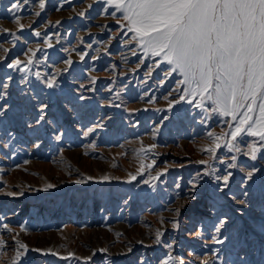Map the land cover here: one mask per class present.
<instances>
[{
	"label": "rangeland",
	"instance_id": "rangeland-1",
	"mask_svg": "<svg viewBox=\"0 0 264 264\" xmlns=\"http://www.w3.org/2000/svg\"><path fill=\"white\" fill-rule=\"evenodd\" d=\"M10 3L0 0V56L7 57L0 63V82L7 75L13 77L7 97L0 100V105H7L0 117V236L7 244L0 264H9L15 255L13 237L30 249L21 264H138L141 257L147 264H160L169 251L184 264H203L204 260L232 264L237 255H246L250 264H264V233L258 228L264 223V195L252 182H244L252 165L261 169L257 180L264 176V150L256 161L227 149L219 150L216 159L202 152L209 144L207 133L219 135L226 130L222 119L230 118L213 114L202 123L204 114L183 102L169 111L164 97L181 77L173 73L161 85L166 64L150 78L146 76L153 60L144 58L141 63L139 49L132 55L135 45L127 43L131 33L125 36L117 23L119 13L113 17L110 9L104 14L105 5L93 0H45L43 10L38 0H30L17 13L25 25L21 33L7 12ZM81 11L84 17L78 15ZM5 29L21 39L13 41ZM33 30L40 31L41 37L34 36ZM45 36L53 47L44 43ZM28 49H40L36 53L40 63L33 66V73L56 74V69L66 67L64 60L74 61L68 72L57 74L59 87L48 89L34 75L23 81L22 73L6 69L12 59L26 60ZM85 52L81 61L78 53ZM92 76L97 77L95 85ZM144 93L155 96V102L149 104L148 96L141 99ZM80 95L87 99L80 100ZM177 98L176 93L168 97ZM110 101L120 107L109 106ZM41 104L48 108L44 121L36 125ZM100 123L103 127L97 126ZM89 128L93 131L88 132ZM60 133L61 139L56 140ZM152 144L157 147L145 156L141 148ZM233 154L238 156L237 168L226 169L220 161L230 160ZM153 160V168L137 175L142 162L147 165ZM201 160L211 168L198 163ZM165 168L164 175L152 179ZM212 169L213 175H203ZM226 170L233 175L229 187L220 192L215 176H223ZM198 172L202 178L196 199L188 201V182ZM129 174L136 175V180L128 183ZM89 176L93 179L75 183ZM103 176L110 179L101 182ZM49 183L56 187L45 191ZM9 191L18 195L8 196ZM243 199L247 206L238 203ZM225 216L222 234L228 240L215 244L214 226L218 217ZM174 220L179 223L177 229L172 227ZM157 230L163 232L164 244H172L170 250L154 243ZM214 250L220 260H214ZM69 252L74 257L61 258Z\"/></svg>",
	"mask_w": 264,
	"mask_h": 264
},
{
	"label": "snow or ice",
	"instance_id": "snow-or-ice-1",
	"mask_svg": "<svg viewBox=\"0 0 264 264\" xmlns=\"http://www.w3.org/2000/svg\"><path fill=\"white\" fill-rule=\"evenodd\" d=\"M29 2L30 0H11L10 6L7 8V12L18 25V31L21 33L24 31L25 25L20 23L21 18L17 13ZM93 3L105 5L104 14H108L110 9H112L113 17H116L117 13L120 14L117 23L125 36L131 33L127 43L135 45L132 55H137L136 49H139L143 53L141 63L144 58L153 60V64L149 66V71L146 73L148 78L161 64L168 66L163 73L164 80L159 81L161 85L173 73L181 77L176 81L177 87L164 97L165 100H168L169 111L175 105L183 102L204 114L202 123L210 120L213 114L220 118H230L222 119L226 130L219 135L211 131L207 133L209 144L201 148L202 152L208 153L211 159H216L219 150L227 149V152L240 153L251 161L258 159L264 150V0H93ZM38 5L39 9L43 10L45 0H38ZM92 6V4L87 5L89 9ZM35 15L39 16L40 12L37 11ZM78 15L84 17L85 11L79 12ZM4 31L9 33L13 41L21 39V36L16 32H10L7 29ZM32 34L36 37L42 35L40 31L35 30ZM44 43L49 48L53 47L47 36L44 37ZM39 50L28 49L25 53L26 60L12 59L11 62L5 64L6 69L22 73L21 80L23 81H27L30 75H34L36 80H42L48 89L59 87L57 74L68 72L74 61L71 58L64 60L66 67L63 70L56 69V74L45 73L42 75L40 71L33 73V66L40 63L36 59V53ZM3 51L7 53L9 49H3ZM78 55L83 61L87 53H78ZM6 59V56H0V63ZM45 59H47L46 56ZM12 79L11 75H7L5 80L0 82V100L7 97V90ZM90 79L91 83L95 85L97 77L92 76ZM146 82L147 80H145ZM108 91L111 92L112 88L109 87ZM174 93L178 94V98L169 100L168 97ZM144 96H148L149 104L156 100L155 96L148 93H144L141 99H144ZM79 99L85 100L87 97L80 95ZM109 106L120 107L119 104L114 105L111 101ZM47 108L48 104L40 105V115L35 121L36 125L44 121V110ZM6 111L7 105H0V117H3ZM157 111H162V109H157ZM97 126L103 127V124L100 123ZM91 131L93 129L89 128L88 132ZM88 132L84 134L87 135ZM8 135L12 136V133L9 132ZM62 135L63 133L56 135L55 139L60 140ZM245 137L253 139L248 142L245 141ZM241 143L246 144V147L242 148ZM156 147L157 145L152 144L147 148L142 147L140 151L146 156ZM237 159L238 156L233 154L230 156V160H221L220 162L226 164V169H234L237 168ZM198 163L211 168L206 160L198 161ZM154 164L155 160L147 165L142 162L137 175L153 168ZM166 172L167 168L157 172L152 179L158 180ZM214 172L215 169L205 170L203 175H213ZM258 172H261V169L252 165L250 170L245 172L244 182L246 184L252 182V186L258 187L261 195H264V176L257 180ZM232 175L231 171L226 170L223 176H215L220 192H224L229 187ZM201 178V174L198 172L189 180L186 193L188 201L196 199V190L200 186ZM92 179L89 176L85 180H76L75 183H86ZM109 179L108 176L100 178L101 182ZM134 180H136V175L129 174L128 183ZM144 183L147 184L149 181L145 180ZM150 186L154 188V185ZM55 187L56 185L49 183L44 190L47 191ZM177 188H179V184H177ZM6 194L8 196L18 195L11 191ZM22 194L19 193V195ZM243 195L247 198L249 193L245 191ZM238 203L247 206L248 201L243 199ZM175 211L179 215L180 209L177 208ZM226 222V216L217 218L212 236L215 244L224 245L228 240V237L222 234ZM2 227L10 231L7 224H3ZM172 227L177 229L178 221L174 220ZM258 228L261 233H264V223H260ZM21 231H26L24 226H21ZM196 235H201V232L197 231ZM162 236L163 232L157 230L154 243L164 244ZM13 240L15 255L9 264H21L22 258L27 255L30 249L27 244L15 237ZM6 246V241L0 236V253H3ZM146 247H151V245H146ZM164 247L170 250L172 244H164ZM31 251L41 252L44 255L49 254L40 249H31ZM100 251L106 252L107 250L101 249ZM128 251L131 252V248ZM51 254L58 255L54 252ZM126 254L121 253L120 255ZM72 257H74V253L69 252L67 256L61 258L67 260ZM213 258L220 260L218 250H214ZM75 259L80 258L75 257ZM85 259L91 261L92 257ZM138 264H147V262L141 257ZM160 264H184V261L179 257H174L169 251ZM203 264H209V261L204 260ZM220 264H225V261L220 260ZM232 264H250V261L246 255H237L236 261Z\"/></svg>",
	"mask_w": 264,
	"mask_h": 264
}]
</instances>
